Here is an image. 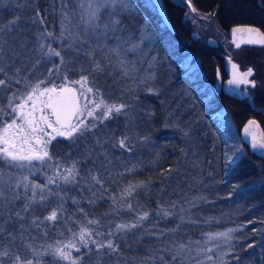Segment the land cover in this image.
I'll use <instances>...</instances> for the list:
<instances>
[{"label": "trees", "instance_id": "trees-1", "mask_svg": "<svg viewBox=\"0 0 264 264\" xmlns=\"http://www.w3.org/2000/svg\"><path fill=\"white\" fill-rule=\"evenodd\" d=\"M193 1L224 29L264 20L258 0ZM84 3L0 0L4 113H11V98L24 97L41 80L48 82L43 88L85 76L90 98L99 99L98 90L107 103L127 106L82 137H56L48 145L52 160L41 168L0 158V251L33 264H70L54 251L69 244L80 248H64L78 264H264V159L240 138L254 113L215 95L217 64L183 29H197L190 21L181 25L185 5L173 6V16L166 4L173 34L151 0H131L127 11L107 9L98 26L88 23ZM49 46L63 62L46 55ZM15 115L0 114V122ZM73 165L76 175L64 183L57 166L66 175ZM53 210L56 220H47ZM119 224L138 226L117 233ZM82 228L102 242L113 240L116 250L83 247Z\"/></svg>", "mask_w": 264, "mask_h": 264}, {"label": "snow or ice", "instance_id": "snow-or-ice-1", "mask_svg": "<svg viewBox=\"0 0 264 264\" xmlns=\"http://www.w3.org/2000/svg\"><path fill=\"white\" fill-rule=\"evenodd\" d=\"M190 3V0H189ZM119 5L121 9L127 10L129 5L126 0H85V3L81 5L85 9L87 16V21L90 25L98 26L97 22L100 20L102 13L107 9L115 10L116 6ZM195 11V9H192ZM15 23V21H12ZM114 24L119 23V21H114ZM63 27V25H62ZM107 29V25H104ZM2 31V29H0ZM234 33H248L250 35H256L261 37L259 41L249 40L248 43H261L264 44V33L260 32L258 28L255 27H244L236 28ZM47 36L53 37L52 32H47ZM43 47V46H42ZM133 47H136L135 45ZM239 47V44H237ZM115 51V49H113ZM49 57L55 56L60 57L61 62H63V57L61 52L48 47L47 53ZM100 68V65H97ZM232 68L237 69L236 64H232ZM3 69L0 68V72ZM51 74V73H50ZM253 75V70L251 68L247 69L244 73H233V78L229 79L227 83L229 85H238L241 83L251 84L255 87V82L250 81L248 77ZM66 79V78H65ZM88 78L82 77L80 80L72 81L71 84L64 83L60 85H52L47 87H41L42 84H47V81L41 80L36 85L31 86V91L27 93L24 97H13L9 100L8 107L11 109V113H4L3 109H0V114L10 115L15 113L16 115L12 118L11 122H0L2 127H0V158L10 162V166L13 167H24L23 163H16L21 161H27L28 165L32 164V161H39L41 164L52 160L49 155L48 145L52 140H55L57 136L65 137L67 139H72L74 136H84L86 133L93 131L97 124L96 121L103 122L104 120L114 118L113 113L120 114L127 107L125 104H110L107 103L103 97L99 94L98 90L94 96H99V99L90 98L87 94L93 93L92 87H87ZM5 80L0 79V86L5 85ZM19 83V81H17ZM79 84L80 90L78 91L72 85ZM20 99V103L14 105V100ZM29 102L31 106L29 107ZM45 109L51 110V116L54 119H50L49 116L44 115ZM41 113L39 116L36 113ZM85 117H90L93 123H89ZM17 121H20L18 123ZM255 121H250V124H255ZM50 129L51 132L46 131ZM247 132V129H245ZM27 145V148L24 146ZM120 147H126L125 139L119 141ZM252 147L254 149H264V140L252 142ZM66 175H61L57 171L56 175L64 183H70V178L74 179L76 175V168L73 165L71 168L64 169ZM25 181L28 180L27 177L24 178ZM93 179H96L93 177ZM97 182H99L97 180ZM48 183H55L52 177L48 178ZM19 186V185H18ZM33 189L40 188L43 191L41 185L33 184ZM25 189L27 190V184H25ZM129 193L131 189L126 190ZM51 194V190H49ZM33 199H35L36 193L33 191ZM41 200L45 197L42 195ZM27 207V206H26ZM129 207H131L129 205ZM19 215V213H17ZM167 215V213H165ZM57 212L53 210L49 216L46 217L47 220H56ZM148 214L145 213L140 217V220H146ZM89 223H99L98 221H89ZM137 224H119L116 226V232L126 231L129 228L137 227ZM97 235H102L97 233ZM112 235V233H108ZM221 235L227 236V233H222ZM89 239H85V237ZM93 237V233L85 228L81 229L79 239L82 242L83 247L88 248L89 243L96 246V250L99 251L103 248H108L113 251L116 250L117 246L114 244L113 240L109 239L107 242H102ZM28 247H31L30 245ZM72 247L75 248L77 252L80 248L76 247L74 244L65 245L63 248L55 249V254H58L60 258L68 260L70 264H78L79 258H74L71 252H66L64 248ZM251 247V245H249ZM33 251H35L33 249ZM5 259L11 261V264H33V261L28 258H22L19 254H13L8 249L0 251V264H5Z\"/></svg>", "mask_w": 264, "mask_h": 264}, {"label": "flooded vegetation", "instance_id": "flooded-vegetation-1", "mask_svg": "<svg viewBox=\"0 0 264 264\" xmlns=\"http://www.w3.org/2000/svg\"><path fill=\"white\" fill-rule=\"evenodd\" d=\"M187 1L189 2V0ZM258 1L260 3L261 9L264 12V0ZM164 2L165 5L167 4V6L169 7V11L173 16H175L176 13L173 6H179L180 8H182L185 5V7L183 8L184 16L182 20L180 19V22L182 23L181 25L183 26L185 25V23L190 21L197 29L190 30L186 27V25L183 27V29L189 34V40L199 43V46H201L202 50L210 53V56L212 57L211 61H215L217 64V66H215L216 79L213 85V91L215 95L219 99L225 98L234 100L249 107V109L254 113V116L250 119H257L264 130V113L258 112L253 109L250 103V98L248 96L237 98L235 96L227 94L224 90V85L229 79H231L226 69V59L231 58L239 65L242 73H244L249 68L253 70V75L251 77H248V79L250 81H254L256 86L252 87L251 84L244 83L238 84L241 89L240 94L245 95L246 93H248L253 99L255 107L262 108L264 110V45H242L240 47H236L235 44L232 43V40L229 36V31L237 26L255 27L258 28L260 32L264 33V20H252V23L249 24H241L233 26L230 29H224L223 27L217 25L212 15L202 14L195 6L193 0H190V3L195 9V14L191 12L186 1L184 0H164ZM167 6L166 8H168ZM188 10L191 14L188 13ZM194 32L197 33L196 37L192 35ZM218 72L220 73L222 87L221 90L217 93L214 90V86L218 79ZM24 147L27 148V145H25Z\"/></svg>", "mask_w": 264, "mask_h": 264}, {"label": "water", "instance_id": "water-1", "mask_svg": "<svg viewBox=\"0 0 264 264\" xmlns=\"http://www.w3.org/2000/svg\"><path fill=\"white\" fill-rule=\"evenodd\" d=\"M151 1L154 5L158 15L160 16V18L162 19V21L164 22V24L166 25L168 30L171 33L175 34L176 30H175V28L171 22V19H170L169 13L167 11L164 0H151ZM184 1H186L191 12L193 14H195V11L192 10L193 6L191 5V3H189L187 0H184ZM244 27H250V26H237V27L232 28L229 31V36L232 40V43L235 44L236 47H237V44H239V47L242 45H255V46H263L264 45L261 43H248V41L250 39L251 40H257V41H259L261 39V37L256 36L254 34L250 35L248 33H234V30L236 28H244ZM192 35L194 37H196L197 33L194 32ZM232 64H236L237 69L234 70L232 68ZM226 69H227V72H228L229 76L231 77V79L233 78L234 72L242 73L239 65L236 62H234L231 58L226 59ZM221 87H222V81H221L220 73L218 72V79H217V82L215 83V86H214L215 92L218 93L221 90ZM224 90L227 94H230V95L235 96L237 98H243L244 96H248L250 98V103H251L253 109H255L258 112L264 113V110L262 108L255 107L254 101L248 93H246L245 95L240 94L241 89H240L239 85H235V84L229 85L228 83H226L224 85ZM47 111H48L49 115L51 116V110L47 109ZM51 118L54 119V117H52V116H51ZM250 121H255L256 123L250 124ZM245 129H247V132H245ZM240 138H241L242 143L245 144L252 153L257 155L259 158L264 159V149H259V148L254 149L252 147L253 140H255L257 142L264 140V130L262 128V125L260 124V122L257 119H255V118L249 119L243 125V127L240 130Z\"/></svg>", "mask_w": 264, "mask_h": 264}, {"label": "rangeland", "instance_id": "rangeland-1", "mask_svg": "<svg viewBox=\"0 0 264 264\" xmlns=\"http://www.w3.org/2000/svg\"><path fill=\"white\" fill-rule=\"evenodd\" d=\"M84 2H85V0H84ZM126 2H127V4L129 5V7H128L127 10L133 9V5H132V3H131V0H126ZM118 8H120L119 5L116 6L115 10L118 9ZM110 9H111V8H110ZM120 9H121V8H120ZM111 10H113V9H111ZM127 10H125V11H127ZM122 30L124 31V24H122ZM143 34H144L147 38L150 37V33H145V31H143ZM121 35H122V34H121ZM139 50H140V48L137 49V51H139ZM129 53H131V52H128V53L125 52V54H127V55H128ZM74 56H76V55H74ZM87 95L89 96V93H88ZM30 106H31V102H29V107H30ZM40 114H41V113H39V112L36 113L37 116H39ZM43 114L49 116V118L52 119L51 116L49 115L47 109H45V111H44ZM113 114H114V113H113ZM216 115L219 117V114H216ZM85 119H87L88 122H89L90 120H92L90 117H85ZM19 123H20V122H19ZM46 131L51 132L50 129H46ZM224 133H225L226 138L229 139V135H228V133H227V132H224ZM57 137H59V136H57ZM228 160H229V162H233V158H232V157H229ZM16 163H23L25 166H24V167H21L22 169H30L31 166L34 165V164H36L37 167H40V168L42 167L41 162H39V161H35V160L32 161V164H31V165H28V162H27V161H21V162H16ZM44 163H45V162H44ZM2 204H3V201L0 200V207L2 206Z\"/></svg>", "mask_w": 264, "mask_h": 264}]
</instances>
